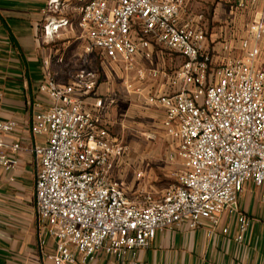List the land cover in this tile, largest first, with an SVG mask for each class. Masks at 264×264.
I'll return each mask as SVG.
<instances>
[{
	"label": "built area",
	"instance_id": "1",
	"mask_svg": "<svg viewBox=\"0 0 264 264\" xmlns=\"http://www.w3.org/2000/svg\"><path fill=\"white\" fill-rule=\"evenodd\" d=\"M260 1L241 0L240 6L256 11ZM77 2L86 54L97 52L143 82L165 78L164 90L147 102L163 109L165 131L175 143L168 156L180 162V170L174 185L143 192L142 203L132 201L118 176L129 145L109 129L104 117L110 105L97 95L98 74L89 69L88 58L68 83L47 71L41 90L48 102L31 128L46 136L32 151L40 158L38 226L56 243L47 257L54 264H91L102 252L118 264H139L138 251L149 249L158 231L193 230L209 221L214 235L226 211L237 214L242 241L249 217L238 208L239 195L253 182L264 199V9L246 26L244 54L219 60L208 44L205 13L186 16V0ZM65 3L48 0L49 38L69 25L67 18L55 17L64 13ZM164 52L182 58L172 72L142 64ZM17 128L16 120L0 119L5 170L19 164L22 144L7 139Z\"/></svg>",
	"mask_w": 264,
	"mask_h": 264
},
{
	"label": "crops",
	"instance_id": "2",
	"mask_svg": "<svg viewBox=\"0 0 264 264\" xmlns=\"http://www.w3.org/2000/svg\"><path fill=\"white\" fill-rule=\"evenodd\" d=\"M65 1L64 13L55 17L67 18L69 25L62 27L52 39L44 29L47 17H51L46 12L48 0H0V119L18 122L17 130L7 139L20 141L23 147L18 154V166L10 170L0 166V264H54L47 255L53 253L56 243L39 229L35 200L40 158L32 149L44 144L46 136L34 135L31 129L35 115L48 102L47 93L41 90L47 71L60 84L68 83L83 65V57L88 58L89 69L98 74L97 95L110 105L104 118L112 135L132 139L118 176L135 203L143 202V192L164 190L147 181L148 163L132 159L142 154L143 143L136 139L138 135L151 140L156 139V134L164 136L171 148L167 147V156L175 149L164 128L163 109L147 102L149 95L164 90L165 78L143 82L128 76L118 65L101 59L97 52L86 54L88 39L78 26V2ZM240 2L186 0V16L205 13L210 32L208 44L219 60L244 54L240 42L247 35L246 26L256 11L264 9V0L256 11L240 6ZM58 41L62 42L58 44ZM51 42L54 45H49ZM157 54L152 62L142 64L172 72L182 63L176 54ZM96 56L102 60L101 81ZM260 60L264 62V40ZM128 80L132 88L127 87ZM87 102L92 103L93 98L89 97ZM163 143L158 142L160 149ZM139 172L141 176L137 175ZM237 205L249 217L242 241L237 239L240 234L237 214L226 211L214 235L209 234V221L193 230L182 226L158 231L152 246L138 251L139 264H264V199L260 188L253 182L247 183ZM224 227H229L226 234L222 232ZM91 264L118 263L98 252Z\"/></svg>",
	"mask_w": 264,
	"mask_h": 264
},
{
	"label": "rangeland",
	"instance_id": "3",
	"mask_svg": "<svg viewBox=\"0 0 264 264\" xmlns=\"http://www.w3.org/2000/svg\"><path fill=\"white\" fill-rule=\"evenodd\" d=\"M210 36V32H208V37ZM62 41H58V44ZM49 45H54V43L51 42ZM96 65L99 68V74H100V81L104 77V71L102 73V68L100 65V62L102 60L96 56ZM69 75V74H68ZM68 78V76L66 77ZM121 87V86H120ZM121 89V88H120ZM148 129V127H144V130ZM152 131V130H148ZM165 135V134H164ZM136 139L139 140V142L143 143V146H141L140 150L142 151L141 156H132L133 160L140 161L141 163L145 162L149 164L150 168V174L147 176V181H151L152 183H155L162 187L163 189H166L167 187H170L176 183V173L180 170V162L177 160H171L169 156H167V152L171 149L170 145L167 142V139L160 135L156 134V139L151 140L147 139V137H144L142 135H138ZM126 142L129 145H131L132 139L125 138ZM161 140L163 141V148L160 149L158 142ZM167 147L169 150L167 151ZM132 162V161H131ZM134 162V161H133ZM155 192V191H153ZM144 195V193H143Z\"/></svg>",
	"mask_w": 264,
	"mask_h": 264
}]
</instances>
